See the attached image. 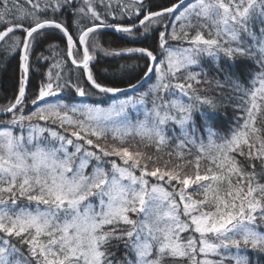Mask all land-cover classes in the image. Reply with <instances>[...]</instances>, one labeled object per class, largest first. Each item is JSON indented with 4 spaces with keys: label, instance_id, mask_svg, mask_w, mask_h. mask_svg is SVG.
Segmentation results:
<instances>
[{
    "label": "snow or ice",
    "instance_id": "1",
    "mask_svg": "<svg viewBox=\"0 0 264 264\" xmlns=\"http://www.w3.org/2000/svg\"><path fill=\"white\" fill-rule=\"evenodd\" d=\"M104 30L142 46L105 48ZM51 31L66 39V58L29 92ZM98 54L145 63L120 65L126 87L111 86L122 81L93 71ZM0 55L20 68L14 98L0 106L10 117L0 119V264H254L250 252L264 255V0H0ZM205 56L238 97L227 136L211 127L217 104L201 95L211 81L190 71ZM247 60L259 71L245 87L230 69ZM94 96L113 102L77 101Z\"/></svg>",
    "mask_w": 264,
    "mask_h": 264
},
{
    "label": "trees",
    "instance_id": "2",
    "mask_svg": "<svg viewBox=\"0 0 264 264\" xmlns=\"http://www.w3.org/2000/svg\"><path fill=\"white\" fill-rule=\"evenodd\" d=\"M148 3H163V0H146ZM20 3L23 4L24 0H20ZM26 7V5H25ZM73 19V17L68 16L69 22ZM75 31V29H70ZM106 35L102 37L101 43L105 48H119V47H131V46H142V45H133L128 43H123L119 40V34H113L111 30H104ZM258 33V30H257ZM19 34V33H18ZM259 34V33H258ZM111 42V43H109ZM49 44H55L59 47L48 50ZM186 46V45H185ZM66 49V39L62 38V35L58 31H51L48 35L41 40L40 44L36 48L37 53H43L44 56L49 57L48 62H35V58L33 57V61L31 63V69L29 72V92L35 91L36 86L42 80H45V73L48 71L49 66L55 62L56 59H65L66 57L63 55ZM97 59L99 63H96L93 71L99 73L101 76H106L107 80H121L122 82L119 84L111 85V86H120L126 87L127 77L119 72V66L123 64L135 65L136 67L133 69L134 72L140 71L143 67L145 61L138 58V55L132 56L129 58H120V57H105L103 54H98ZM224 58H221L220 64L222 67H228L227 64L223 62ZM217 62L212 58L207 56L201 59L200 66H193L190 71L194 72H203L206 73V76H201L200 78L210 80V84L202 85L204 91L201 92V95L207 96L214 100L217 104V108L214 112L209 111L210 117V125L215 132L219 134V136H227L230 134L231 130L236 126L237 117L241 115V113L236 108V93L232 88L231 84L225 82V76L216 70ZM255 69L257 70L256 64L252 60H247L244 63H238L234 67L230 69V72L234 73L233 79H239V82L243 84L245 87L249 86V81L251 80V75L249 73H254ZM72 71L74 74L76 73V69L71 66L70 60L68 62V66L65 68V72ZM20 68L18 65V58H6L0 55V106H6L10 100L14 98V95L18 89ZM138 78V77H137ZM83 79V77H81ZM219 81L223 87H217L216 81ZM75 82V80L73 81ZM135 83V80L131 81ZM154 82V77L148 81L147 84L144 85L143 88L140 89L141 92L146 91L148 85ZM87 87V85H85ZM63 95L71 96L74 95L73 92L67 91L63 93ZM104 104L111 101L112 99L109 96H102ZM34 96H30L28 102V108L25 110L26 113L29 110H34L31 105V99H34ZM98 100L97 97H91L89 99L85 98H77V101H85L86 103H92L93 101ZM2 118H6L1 117ZM175 133L177 136L180 135V129L177 127L175 129ZM169 136H172L173 133L171 130L168 132ZM201 135L207 139V133L201 132ZM130 143L138 144L139 138L130 139ZM176 141L173 140L172 143L165 149V152L173 150ZM142 147V146H141ZM152 154H155L156 149L154 147L147 149ZM195 149H193V152ZM167 159V156H165ZM264 182V181H261ZM251 259L254 264H256L258 260V264H264V255L257 256L255 253H249Z\"/></svg>",
    "mask_w": 264,
    "mask_h": 264
},
{
    "label": "rangeland",
    "instance_id": "3",
    "mask_svg": "<svg viewBox=\"0 0 264 264\" xmlns=\"http://www.w3.org/2000/svg\"><path fill=\"white\" fill-rule=\"evenodd\" d=\"M257 35H259L258 33H257ZM246 40H247V43L248 44H252L253 42H252V40H251V38H246ZM256 71H259V69H258V67H257V70L255 69V72ZM153 83H155V77H154V82ZM152 83V84H153ZM152 84H150V85H152ZM150 85H148V87H147V89L150 87ZM146 89V90H147ZM98 98V100H103V99H101V98H103L102 96L101 97H97ZM122 98V97H121ZM78 102H84V103H86L85 101H78ZM113 101L111 100V101H109V102H107V103H105V104H103L102 106H104V107H107L109 104H111ZM8 118H10V117H6V118H2V119H8ZM142 118V117H141ZM43 123V122H42ZM138 174V173H137Z\"/></svg>",
    "mask_w": 264,
    "mask_h": 264
}]
</instances>
